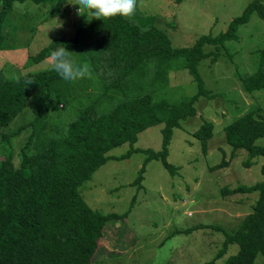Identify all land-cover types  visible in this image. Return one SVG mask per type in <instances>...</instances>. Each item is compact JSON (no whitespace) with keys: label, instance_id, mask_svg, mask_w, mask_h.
I'll return each instance as SVG.
<instances>
[{"label":"rangeland","instance_id":"374dc122","mask_svg":"<svg viewBox=\"0 0 264 264\" xmlns=\"http://www.w3.org/2000/svg\"><path fill=\"white\" fill-rule=\"evenodd\" d=\"M137 1L139 14L153 15V25L161 28L170 45L177 48L191 46L203 34L216 35L225 30L229 21L252 0ZM70 3L71 0L55 16L50 14L53 7L50 3L31 0L13 3L2 26V76L13 79L19 74L48 68V59L34 62L32 56L53 39H67L89 22L88 17L77 16V9ZM236 34V40H227L222 45L203 44L204 51H215L218 56L213 59V54H209L198 61L197 70L207 94H199L193 102L195 114L180 119L179 126L172 129L166 158L172 171L160 158L145 161L144 149L162 148L164 123L160 122L140 131L133 143L123 142L111 148L107 154L112 157L80 186V194L91 208L119 215L104 224L92 264H202L220 250L224 232H232L252 211L257 192L223 195L221 188L260 181L264 157H255V162L245 167L242 161L246 151L237 149L231 155L223 127L251 109L264 114V87L246 92L238 77L257 69L259 51L264 46V19L252 12L249 20L238 26ZM70 50L71 57L77 54L74 48ZM73 61L79 62L78 57ZM72 83L85 86L78 93H90L101 112H108L116 103L114 99H119L102 96L101 88L93 90L85 79ZM149 88L153 100L165 99L171 104L186 101L198 92L183 58L173 60L164 78L154 81ZM121 94L119 91L118 96ZM73 101L68 104L52 98L46 131L55 130L77 114L78 106ZM32 116V107H27L0 128V140L3 134L14 133ZM206 121L213 124V129L203 148L194 131ZM30 133L31 128L25 127L9 137L15 167L23 150L29 153L35 150V139L26 147ZM256 143L264 145V137ZM126 152L128 155L120 158ZM222 157L229 160L228 166L211 170ZM142 166L140 181L135 182ZM186 229L192 230L185 232ZM237 250L236 243L229 244L216 264H224ZM254 264H264V256L258 255Z\"/></svg>","mask_w":264,"mask_h":264},{"label":"trees","instance_id":"16d2710c","mask_svg":"<svg viewBox=\"0 0 264 264\" xmlns=\"http://www.w3.org/2000/svg\"><path fill=\"white\" fill-rule=\"evenodd\" d=\"M16 1L24 0H0V45L3 22ZM31 1L52 4L50 14L55 16L61 14L69 0ZM252 12L264 19L261 0L250 1L216 35L203 34L191 46L173 48L166 33L153 25L155 17L139 14L136 0L130 18L91 19L71 37L53 39L32 56V61L39 62L48 59L51 52L64 49L70 59L78 57L77 64H90L92 76L82 79L91 83L93 90L101 88L102 96L119 97L108 112L98 110L90 93H78L85 86L63 85L48 68L19 74L13 79L0 74V128L27 107L33 109L27 123L14 133L3 134L0 140V264H92L104 224L119 215L91 208L82 198L80 186L112 157L107 154L111 148L123 142L133 143L140 131L160 122L164 123L162 148L144 149L145 161L160 158L172 171L166 159L172 129L179 126L180 119L195 114L193 102L199 94H207L197 70L198 61L209 54H213V59L218 56L215 51H204L203 44L222 45L227 40H236L238 26L247 22ZM72 48L77 54L71 57ZM178 58L185 60L198 92L177 104L165 99L153 100L150 84L164 78L170 64ZM238 77L246 92L264 87V46L259 51L257 69ZM28 79L32 82L27 84ZM119 91L123 95L118 96ZM54 97L68 104L74 99L78 112L70 121L48 132L46 118ZM25 127L31 128L26 147L35 139V150L30 153L23 150L15 167L9 137ZM212 129L213 124L206 121L194 131L203 148ZM223 131L232 156L237 149L246 151L242 161L245 167L251 166L255 157H264V145L256 143L264 137V114L258 109L233 119ZM127 155L126 152L120 158ZM228 162L222 157L210 169L226 167ZM142 171L143 166L135 182L140 181ZM260 171L263 175L260 181L221 188L223 195L257 192V197L252 211L239 225L232 232H224L220 250L202 264H216V259L226 253L231 243H236L238 250L224 264H254L258 255L264 256V161Z\"/></svg>","mask_w":264,"mask_h":264},{"label":"clouds","instance_id":"9594fccd","mask_svg":"<svg viewBox=\"0 0 264 264\" xmlns=\"http://www.w3.org/2000/svg\"><path fill=\"white\" fill-rule=\"evenodd\" d=\"M136 0H71L69 4L77 9V16L91 19H107L114 16L130 18L135 12ZM64 49L51 52L48 70L63 85L89 75V64H77ZM15 78V77H14ZM32 82L30 79L26 83Z\"/></svg>","mask_w":264,"mask_h":264}]
</instances>
